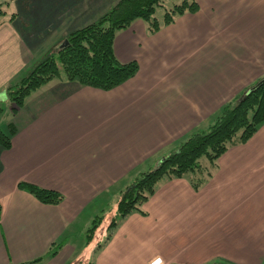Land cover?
Instances as JSON below:
<instances>
[{
	"label": "crops",
	"instance_id": "0c3cea01",
	"mask_svg": "<svg viewBox=\"0 0 264 264\" xmlns=\"http://www.w3.org/2000/svg\"><path fill=\"white\" fill-rule=\"evenodd\" d=\"M117 1L36 0L27 9L53 30L51 51ZM193 1L169 24L155 17V31L135 20L115 34L116 60L138 66L132 78L110 90L50 81L11 112L15 133L0 149V264H264V124L213 163L201 159L197 189L192 175L164 180L106 242L97 231L87 239L96 217H116L138 174L264 79V0ZM168 3L166 11L180 4ZM15 20L0 24V103L43 53ZM19 183L63 199L42 204Z\"/></svg>",
	"mask_w": 264,
	"mask_h": 264
},
{
	"label": "trees",
	"instance_id": "16d2710c",
	"mask_svg": "<svg viewBox=\"0 0 264 264\" xmlns=\"http://www.w3.org/2000/svg\"><path fill=\"white\" fill-rule=\"evenodd\" d=\"M163 0H118L96 22L81 27L67 36V45L43 60L33 64L30 71L17 84L4 90L7 101L12 102L11 112L20 109L33 92L63 74L67 82L102 90H110L132 78L138 69L135 62L119 63L114 57L112 44L118 31L128 28L135 20L146 21L150 31L158 29L154 17ZM2 4V3H1ZM0 4V24L5 22L7 12ZM197 4L193 0H182L165 11L163 23L169 24L174 16L193 11ZM16 17L8 19L13 21ZM7 19V20H8ZM0 107V114L2 113ZM264 124V82L239 94L226 104L216 121L206 130L191 134L178 147L163 157L155 167L138 174L132 183L120 194L116 205V217L108 226L105 242L117 223L133 212H142V205L164 180L179 179L192 175L191 185L197 189L200 178L201 159L213 163L228 147L246 142ZM14 127L7 126V132L0 130V149L8 150ZM37 201L46 205H57L62 196L52 190H45L27 183H19ZM102 217H96L87 231L91 239ZM39 261L26 264H37Z\"/></svg>",
	"mask_w": 264,
	"mask_h": 264
},
{
	"label": "rangeland",
	"instance_id": "374dc122",
	"mask_svg": "<svg viewBox=\"0 0 264 264\" xmlns=\"http://www.w3.org/2000/svg\"><path fill=\"white\" fill-rule=\"evenodd\" d=\"M102 1L104 3L107 0H102ZM175 1H177V0H170V1H164L163 0L162 6L157 7L155 9L154 17L161 18V16H163V14L166 11V8H167V6L169 4L168 2L172 3V2H175ZM181 1L182 0H179V3ZM7 2L9 3L8 7L2 6L3 3H7ZM34 2H36V0H0V4L2 3L1 4L2 8L5 10V12H7V15L4 17L5 21L9 17H11V18L16 17L15 23H16L17 27L20 30H23L22 32L25 34V36L28 37V38L30 37V35L34 36V38L30 39L27 42H28V45H30V48H32V50L34 52H37L36 50H39V52H41V53L43 52L41 55H40V53H38L40 55V57H39L37 62H39V61L43 60L47 55L55 53L58 48H54L51 51L48 50L49 39L47 38V36H48V34L51 36L53 30L51 32L49 31L47 33L46 31H44L42 26L37 25V23H39L38 17L34 16L32 14V11L30 13V10L27 9L29 6L33 7V3ZM104 7H105V5H104ZM98 8H99V5L96 6V9H98ZM44 10H45V7H44L43 11ZM108 10L109 9L107 7L103 8V12L100 15V17L104 13H106ZM94 12H92V13H94ZM100 17H98V19ZM41 18H43V17H41ZM98 19H96V21ZM58 80L66 81L64 79L63 74H61L58 78H54L51 81H58ZM18 82H19V80L16 81L14 84H17ZM12 106H13V104L10 101H6V102L2 101V103H0V107L3 110L2 113L0 114V128H2V130H4L5 132H7L6 126H7V123L9 122V118H10V115H11V107ZM107 217H108V215H107ZM105 219H106V217H105ZM111 220L112 219H111L110 216L106 220H104V217H102V220H99V223H98L99 226L95 230V232L97 231L96 232L97 234H95V232L93 233V234H95V240L96 241L98 239H99V241H101L102 238L106 237V234L102 233V231L105 230V228L108 229V226L111 223ZM101 227H104V229L101 228ZM97 245H98V243H95V246H97Z\"/></svg>",
	"mask_w": 264,
	"mask_h": 264
},
{
	"label": "water",
	"instance_id": "95a60500",
	"mask_svg": "<svg viewBox=\"0 0 264 264\" xmlns=\"http://www.w3.org/2000/svg\"><path fill=\"white\" fill-rule=\"evenodd\" d=\"M66 45H67V41H64V42L62 43V45L59 47V49L65 47ZM59 49H58V50H59ZM263 82H264V79H263L262 81H260L255 87H258V86L261 85ZM255 87H253V88H255Z\"/></svg>",
	"mask_w": 264,
	"mask_h": 264
},
{
	"label": "built area",
	"instance_id": "2783aa9c",
	"mask_svg": "<svg viewBox=\"0 0 264 264\" xmlns=\"http://www.w3.org/2000/svg\"><path fill=\"white\" fill-rule=\"evenodd\" d=\"M161 259H155L151 264H161Z\"/></svg>",
	"mask_w": 264,
	"mask_h": 264
}]
</instances>
